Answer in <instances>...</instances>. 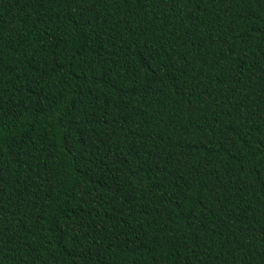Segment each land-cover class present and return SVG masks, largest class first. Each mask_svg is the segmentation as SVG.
I'll return each instance as SVG.
<instances>
[{"label": "trees", "instance_id": "obj_1", "mask_svg": "<svg viewBox=\"0 0 264 264\" xmlns=\"http://www.w3.org/2000/svg\"><path fill=\"white\" fill-rule=\"evenodd\" d=\"M0 264H264V0H0Z\"/></svg>", "mask_w": 264, "mask_h": 264}]
</instances>
